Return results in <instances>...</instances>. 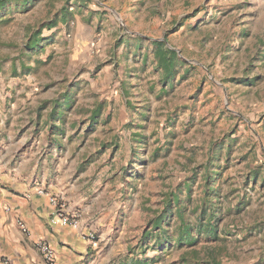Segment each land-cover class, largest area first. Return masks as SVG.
<instances>
[{"label":"rangeland","instance_id":"374dc122","mask_svg":"<svg viewBox=\"0 0 264 264\" xmlns=\"http://www.w3.org/2000/svg\"><path fill=\"white\" fill-rule=\"evenodd\" d=\"M3 167L57 188L98 264H264V0H0ZM179 207L215 235L178 243Z\"/></svg>","mask_w":264,"mask_h":264},{"label":"crops","instance_id":"0c3cea01","mask_svg":"<svg viewBox=\"0 0 264 264\" xmlns=\"http://www.w3.org/2000/svg\"><path fill=\"white\" fill-rule=\"evenodd\" d=\"M56 191L43 180L32 181L20 168H0V264H40L39 239L53 245V264H98L100 239L81 214L76 228L59 224L56 211L73 209L59 200Z\"/></svg>","mask_w":264,"mask_h":264},{"label":"trees","instance_id":"16d2710c","mask_svg":"<svg viewBox=\"0 0 264 264\" xmlns=\"http://www.w3.org/2000/svg\"><path fill=\"white\" fill-rule=\"evenodd\" d=\"M154 43L156 44V47L158 48V52H159L158 53V55L160 57L159 58V65L164 68L165 74H168V73H170L172 67L166 63V56L170 57V58L172 57V59H173V57H175L177 55V53H176V51H174L172 49L165 48L162 41H154ZM206 185H208V181H207ZM213 197H216V196H215L214 190L212 188H210L209 192L207 191V193H206L205 201L211 202ZM176 201H177V204H179L178 198H176ZM207 213L208 212H207L206 207L201 209L200 214H199L200 219H199L198 224L195 226L196 227L195 228L183 219L182 208L179 207V210L177 211V216L181 219V221H180L181 226L179 228V231H180L179 236L176 238L178 243H183V241L186 240L188 242V244H193L195 242V239L192 238V231L194 229H196L198 231V234L203 232L206 234V236H214L215 235L216 228H215L214 223L211 221L212 213L208 214L209 221H208L207 225H203L201 223V219H205V217L207 216ZM155 224H156L155 225L156 227L157 226L158 227L163 226V219L161 217H158L155 220ZM142 262H144L143 264H147L146 261H142Z\"/></svg>","mask_w":264,"mask_h":264},{"label":"built area","instance_id":"2783aa9c","mask_svg":"<svg viewBox=\"0 0 264 264\" xmlns=\"http://www.w3.org/2000/svg\"><path fill=\"white\" fill-rule=\"evenodd\" d=\"M56 217L58 219L59 224L61 225H69L74 228L78 226V215L74 212L66 211L65 208L63 210H57ZM18 225L23 230L26 229L21 221L18 222ZM90 237L92 238V234H90ZM36 248L41 256L40 264H53L55 258V249L51 243L44 239H39L36 242Z\"/></svg>","mask_w":264,"mask_h":264}]
</instances>
